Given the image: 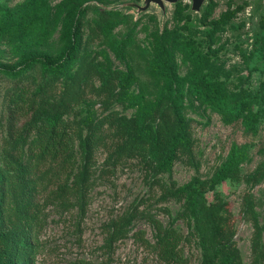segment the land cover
Returning <instances> with one entry per match:
<instances>
[{
  "label": "rangeland",
  "instance_id": "1",
  "mask_svg": "<svg viewBox=\"0 0 264 264\" xmlns=\"http://www.w3.org/2000/svg\"><path fill=\"white\" fill-rule=\"evenodd\" d=\"M0 1L16 14L4 25L6 29H0V62L17 66L23 55L61 51L63 16L74 0ZM75 1L87 12L79 57L71 70L55 79L43 76L38 66L17 79L0 76V159L13 147L6 103L20 86L27 87L37 101L62 110V117L77 129L76 162L68 177L52 159H46L39 172L25 171L22 179L2 170L8 186L5 229L20 232L27 227L31 233L25 261L172 264L135 234L142 230L154 243L150 219L155 217L183 235L180 252L188 264H202V247L185 196L178 192L192 182L204 191L206 205L219 194L221 213L233 222L240 264H264V0H204L198 12L190 10V0L166 3L164 11L154 3L145 11L125 5H143V0ZM116 7L124 18L112 29L109 41L95 25H89L98 18L97 12ZM159 43L174 64V78L181 81L200 67L222 80L230 97L250 99L246 116L227 122L188 92V85L183 86L182 115L190 145L179 153L172 169L163 172L146 155L130 151L119 127L108 121L114 115L133 121L142 117V108L148 111L142 118L151 126L173 120L170 95L176 87L154 68L162 57ZM185 43L193 44L203 59L185 50ZM115 72L131 76L124 89ZM249 112L255 113L252 120ZM27 121L21 119L17 125L23 127ZM92 129L98 131L99 139L87 151L81 141ZM33 136L23 142L20 160L24 165L28 164L26 145ZM233 144L246 153L238 177L208 190L207 181ZM25 181H33L28 192Z\"/></svg>",
  "mask_w": 264,
  "mask_h": 264
},
{
  "label": "trees",
  "instance_id": "2",
  "mask_svg": "<svg viewBox=\"0 0 264 264\" xmlns=\"http://www.w3.org/2000/svg\"><path fill=\"white\" fill-rule=\"evenodd\" d=\"M118 8L97 12L99 13L98 18L93 19L94 24L89 25L90 27L95 25L99 33L109 41H111L112 29L124 18ZM86 12V9L75 0L70 1L62 20L61 51L55 55L45 52L23 55L17 66L0 62V76L17 79L24 76L34 66L39 67L43 76L52 79L65 76L79 57L81 30L86 23ZM15 16L13 9L7 3L0 1V29H6L4 25L11 22ZM182 46L193 53L195 58L203 59L202 54L193 44L185 43ZM158 48L162 57L154 68L158 75L169 78L176 87L170 95L173 120L168 122L164 119L151 126L143 120L142 117H145L148 111L142 108L140 113L142 117H136L133 121L116 115L108 116V121L119 127V131L125 138V145L130 151L146 155L147 159L154 164L155 169L163 172L171 170L179 153L190 145L187 126L182 115L183 86L188 85V92L208 103L227 122L246 116L245 113L250 107V99L243 96L230 97L225 83L218 77L208 75L200 67L179 81L174 78V64L170 61L166 49L160 43ZM116 51H121L120 44L116 46ZM115 75L120 79L119 82L123 89L131 81V76L126 72H115ZM122 95L131 102H136L135 98L126 92H122ZM6 109L7 132L9 138L13 140V147L8 155L0 159V264H28L25 258L31 249L30 230L27 227H22L20 232L5 229L8 186L3 171L15 172L21 178L25 171L39 172L45 165L46 159H52L61 164L65 176L68 177L76 162L74 134L77 129L62 117V110L37 101L25 86L18 87L8 96ZM254 114L249 112L251 120ZM21 119L28 120L23 127L17 125ZM32 133L34 136L26 145L28 164L24 165L20 160L23 142L26 136ZM98 139V131L92 129L81 141V145L90 151ZM245 157V151L237 144H233L227 158L207 181V189L215 191L225 180L236 179L239 164ZM25 182V190L28 192L31 190L33 181ZM178 192L185 196V207L193 220V229L202 247V264H240V257L235 250L233 222L230 217L221 213L223 202L219 194L216 193L214 201L206 205L204 191L192 182L180 187ZM150 222L156 240L151 243L146 239L143 231L139 230L135 234L140 242L153 248L160 258L168 263L188 264L187 258L180 252L183 235L175 227L171 225L167 227L155 217H151Z\"/></svg>",
  "mask_w": 264,
  "mask_h": 264
},
{
  "label": "water",
  "instance_id": "3",
  "mask_svg": "<svg viewBox=\"0 0 264 264\" xmlns=\"http://www.w3.org/2000/svg\"><path fill=\"white\" fill-rule=\"evenodd\" d=\"M180 0H143V5H140L136 2L125 3L126 6L134 7L138 11H145L151 3L157 4L162 11H164L165 4H176ZM191 7L190 10L193 12H198L204 2V0H190Z\"/></svg>",
  "mask_w": 264,
  "mask_h": 264
}]
</instances>
